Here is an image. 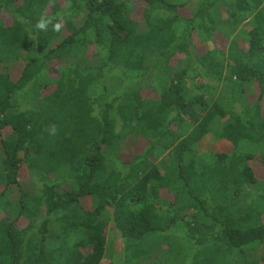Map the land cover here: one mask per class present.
<instances>
[{"label": "trees", "instance_id": "1", "mask_svg": "<svg viewBox=\"0 0 264 264\" xmlns=\"http://www.w3.org/2000/svg\"><path fill=\"white\" fill-rule=\"evenodd\" d=\"M263 248L264 0H0V264Z\"/></svg>", "mask_w": 264, "mask_h": 264}, {"label": "rangeland", "instance_id": "2", "mask_svg": "<svg viewBox=\"0 0 264 264\" xmlns=\"http://www.w3.org/2000/svg\"><path fill=\"white\" fill-rule=\"evenodd\" d=\"M136 12H138V11H136ZM136 12H135V13H136ZM134 17L137 18V19H139V20L142 19L140 14L134 15ZM194 44H195L196 47L201 48L200 50H202L203 48L206 47L204 41H202V40L199 39V38H196V39L194 40ZM256 91H257V92H256V95H253V96H252V98H254V99L257 98L258 90H256ZM220 92H221V90L219 91V94H220ZM219 94H218V95H219ZM142 95H143L144 98H150V99H157V98L159 97V93H157V92H153L152 90L143 91V92H142ZM30 104H31V101H30ZM25 107H26V103H24V108H25ZM133 145H134V142H132V140H130L129 142H127L125 148H123V149H124L125 151H128ZM133 147H136L133 151H131V152L127 153V154H125V152H124V160H125V162H128V157H131L134 153L140 154V153L142 152L141 150L144 148V146H140V147H139V144H138V145H135V146H133ZM208 147H209V149H213V147L210 146V145H208ZM24 181H25V186H26V185L29 184L30 179L27 178V179H25ZM108 246H113L114 248H112V250H113V249L115 250V251H112V250H111V252H114V253H113V255H109V258H111L110 256H114V257H115V252H116L117 250L119 251V250L122 249V243H121V241H120V238L115 239V242H114L113 245H112V243L110 242V238H109ZM263 249H264V248H263ZM259 253H264V251L262 250V251H260ZM116 256H117V255H116Z\"/></svg>", "mask_w": 264, "mask_h": 264}, {"label": "clouds", "instance_id": "3", "mask_svg": "<svg viewBox=\"0 0 264 264\" xmlns=\"http://www.w3.org/2000/svg\"><path fill=\"white\" fill-rule=\"evenodd\" d=\"M38 27L41 28V29H44V28L46 27V23L42 21V22L38 25ZM60 27H61V26H60L59 24L55 25V30L59 31ZM49 131H50V134H51V135H55L57 129H56L55 126H52V127L49 129Z\"/></svg>", "mask_w": 264, "mask_h": 264}]
</instances>
